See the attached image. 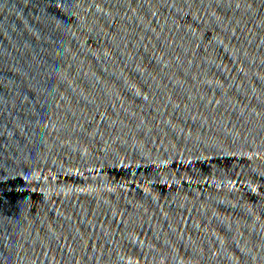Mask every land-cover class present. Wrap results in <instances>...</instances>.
<instances>
[{
    "label": "water",
    "instance_id": "water-1",
    "mask_svg": "<svg viewBox=\"0 0 264 264\" xmlns=\"http://www.w3.org/2000/svg\"><path fill=\"white\" fill-rule=\"evenodd\" d=\"M0 264H264V0H0Z\"/></svg>",
    "mask_w": 264,
    "mask_h": 264
}]
</instances>
